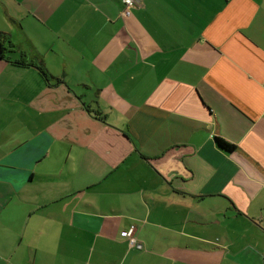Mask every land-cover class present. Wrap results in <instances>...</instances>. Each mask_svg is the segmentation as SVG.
I'll list each match as a JSON object with an SVG mask.
<instances>
[{
    "label": "crops",
    "instance_id": "0c3cea01",
    "mask_svg": "<svg viewBox=\"0 0 264 264\" xmlns=\"http://www.w3.org/2000/svg\"><path fill=\"white\" fill-rule=\"evenodd\" d=\"M2 33L0 264H264V0H0Z\"/></svg>",
    "mask_w": 264,
    "mask_h": 264
},
{
    "label": "trees",
    "instance_id": "16d2710c",
    "mask_svg": "<svg viewBox=\"0 0 264 264\" xmlns=\"http://www.w3.org/2000/svg\"><path fill=\"white\" fill-rule=\"evenodd\" d=\"M1 36H2L1 37L2 40H0V58H5L8 49H7L6 45L4 44L5 43L4 40L7 38V36L4 33H2ZM23 61H24V59L22 61L20 60V61H16V62L23 64ZM31 62H32L31 65L36 66L40 70V72L46 78H48V80H50L51 75L48 73L47 69L44 67V65L42 63H36L34 61H31ZM216 140H217V143L227 151H233L236 147L234 144L227 142L223 138L217 137Z\"/></svg>",
    "mask_w": 264,
    "mask_h": 264
},
{
    "label": "built area",
    "instance_id": "2783aa9c",
    "mask_svg": "<svg viewBox=\"0 0 264 264\" xmlns=\"http://www.w3.org/2000/svg\"><path fill=\"white\" fill-rule=\"evenodd\" d=\"M124 5L126 6L127 9L131 8L136 2L137 0H123ZM123 235H130L127 231L123 232ZM135 238H132V244H135Z\"/></svg>",
    "mask_w": 264,
    "mask_h": 264
}]
</instances>
